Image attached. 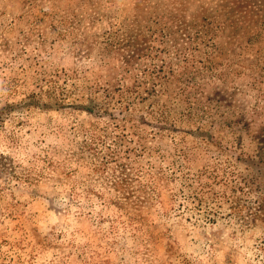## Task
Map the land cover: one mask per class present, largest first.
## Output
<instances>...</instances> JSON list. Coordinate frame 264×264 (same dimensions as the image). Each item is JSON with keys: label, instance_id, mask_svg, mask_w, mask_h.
Wrapping results in <instances>:
<instances>
[{"label": "rangeland", "instance_id": "374dc122", "mask_svg": "<svg viewBox=\"0 0 264 264\" xmlns=\"http://www.w3.org/2000/svg\"><path fill=\"white\" fill-rule=\"evenodd\" d=\"M0 264H264V0H0Z\"/></svg>", "mask_w": 264, "mask_h": 264}]
</instances>
